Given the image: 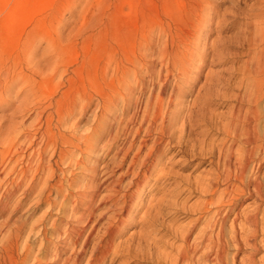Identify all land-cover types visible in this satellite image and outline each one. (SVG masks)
<instances>
[{
	"label": "bare ground",
	"instance_id": "bare-ground-1",
	"mask_svg": "<svg viewBox=\"0 0 264 264\" xmlns=\"http://www.w3.org/2000/svg\"><path fill=\"white\" fill-rule=\"evenodd\" d=\"M259 23L263 31L264 19ZM196 27L192 25L193 30L185 34L163 22L143 33L132 46H120V53L109 55L103 65L104 76L109 77L104 86L108 91L98 87L97 71L90 68L92 59L86 54L73 63L64 58L63 49L57 52L51 46L45 64H33L32 71L40 77L24 79L26 93L15 110L35 113L33 120L28 125L10 122L3 129L0 123V173L5 172L0 178V201L3 197L10 200L21 190L22 198L29 196L33 201L28 210L45 204L42 216L55 210L62 217L68 215L71 203L70 216L76 223L62 230L61 222L54 218L50 228L42 226L32 238L34 224L29 228L26 219L13 218L18 203L2 222L7 229L0 232V264H45L48 260L43 263L44 259H51L49 264H82L92 241L85 264H104L109 257L112 261L125 258L122 264H230L231 247L237 252L243 247L251 250L241 258V264H264V258L255 257L259 245H264V47L246 79L240 81L238 87L244 91L236 95L238 104L228 117L207 115L210 96L200 89L185 108L178 130L183 97L188 93L182 89L183 79L198 48H194ZM31 60L29 56V63ZM12 75L11 67L0 71V101L14 83ZM171 78L175 83L167 96ZM43 84L54 91L47 106L33 103ZM96 97L97 123L81 131L72 117ZM115 125V131L110 129ZM198 126L206 127L205 133H200L204 138L211 132L222 137L210 142L195 139L191 134ZM97 140L98 163H94L90 157ZM114 146L113 155L105 162L109 153L103 150L112 151ZM171 148H177L174 153L182 158H198L200 164L208 161L212 169L207 175L176 181L160 159ZM116 173L118 176L107 183ZM151 177L155 187L159 181L174 182L173 198L168 200L164 194L143 204L140 197L154 187H150ZM183 191L209 198L196 209L199 215L191 219L190 226L173 230L164 224L163 215L180 208L182 204L175 198ZM250 199L251 209L236 210L238 204ZM139 212L140 231L129 236L125 245L116 244V238ZM136 237L137 244L132 247L130 241ZM168 237L180 239V244H170ZM36 240L39 244L34 252ZM58 243L63 244L62 250ZM52 246L55 251L48 258ZM232 264H236L235 257Z\"/></svg>",
	"mask_w": 264,
	"mask_h": 264
},
{
	"label": "rangeland",
	"instance_id": "rangeland-1",
	"mask_svg": "<svg viewBox=\"0 0 264 264\" xmlns=\"http://www.w3.org/2000/svg\"><path fill=\"white\" fill-rule=\"evenodd\" d=\"M262 18L264 19V0H0V71L11 67L13 68L12 76L14 78L10 90L3 94L0 101L2 129L10 122H24L25 125H28L33 120L35 116L33 112H15L17 105L26 93V86L22 83L24 79L26 81L30 77L36 80L39 79L40 76L32 71L33 64L37 62L39 66H43L44 61L50 56L52 47L57 52L63 49L64 58L69 62L74 63L75 58L82 57L85 54L91 57L90 68L97 71L98 87L108 91L109 89L104 86L109 81V77H105L103 73L106 58L111 54L120 53V46H126L127 48L132 46V43L140 40L139 38L143 33H149L163 22L170 23L173 29L175 28L174 30L179 33L187 34L193 30L192 25L194 24L197 25L196 29L198 31L197 37L194 39V43H197L194 48H198L196 52L194 51L196 54L190 61L186 78L183 79L182 89L188 90V93L183 97L184 110L178 116L180 120L178 119L176 124L177 129L181 130L182 117L186 112L185 108L193 102V98L196 97L200 89L202 94L210 96L208 98L209 104L206 106L207 115L213 114L214 116L215 114L214 117L224 119L230 115L232 107L238 104L236 95L244 91L238 85L242 79H246L249 68L256 64L261 49L264 47V30L261 31V25L259 26V21ZM29 56L32 57L31 63L28 61ZM157 66V68H160L159 64ZM69 71H67V75L70 74ZM260 76L263 77V74ZM174 83L175 79L171 78L167 88V96L171 94ZM42 87L39 98L33 103L47 106L54 91L53 89L49 90L50 87L47 85L43 84ZM98 98L93 99L84 110L80 111L78 108L74 113L72 121L78 122L81 131L91 128L97 123L94 122V119L96 116L98 117V108H96ZM205 128L204 126L193 128L191 137L195 139L197 137L198 139L204 138ZM110 129L115 131L117 125ZM178 130L177 134H179ZM202 132L204 133L201 136ZM221 135L211 132L204 139L206 142H210L213 138L219 140L222 137ZM121 142H118L116 146ZM116 146L112 151H109L108 148V150H103L104 154L109 153L105 162L109 161ZM176 150L177 148L168 149L160 157L161 165L172 170L171 172L174 173L173 177L176 181L188 176L194 179V177L207 175V172L212 169L211 166L209 167L208 161L200 164L198 158H182L181 155L174 153ZM90 161L98 163V140L96 150L92 153ZM263 172L264 167L262 174ZM4 174L5 172H1L0 178ZM117 176L118 173L113 177H109V179L107 178V183ZM57 177L61 176L58 175ZM96 178L95 182L97 183L98 176ZM154 184L156 183L151 177L150 187ZM173 184L174 182L159 181L158 185L151 188L150 191L145 192L142 189L141 192L146 193L140 197L142 203L148 204L153 201L152 198L155 202L157 198L164 196L168 200L172 199L173 188H175V184ZM105 185L103 186L105 187ZM103 186L101 190L104 189ZM186 192L183 191L175 198L179 204H182L180 208L177 211L168 210L163 215L164 224L171 226L170 228L173 230L190 226L191 221L199 215L196 209L201 207L204 201L209 198L200 192H192L191 194L189 192L186 194ZM62 198L61 196L59 202ZM32 202L29 196L22 198L21 190L10 200L3 197L0 201V229L2 227L0 232L7 229L6 226H2V222L4 223V219L18 203L20 205L17 207L20 208L13 218L14 220L20 217L26 219L29 228L31 224H34L32 238H35L33 234L42 226L50 228L54 218H58V221L61 222L62 230L70 228L76 223L74 218L72 219L70 216L71 203L68 204L69 207L67 206L69 208L68 211L66 210L68 215L62 217L55 210H52L49 215L42 216L47 209L45 204L28 210ZM3 206L5 207L4 210H2ZM252 206V199L245 200L238 204L236 210L242 212L251 209ZM262 208H264V204ZM140 215L141 212L135 215L133 224L130 223L125 228L124 233L116 238V244L118 242L124 244L130 238L129 236L140 231V226L138 227ZM228 224H230V221H228ZM48 236L50 235L48 234ZM168 238L166 241H172L170 244L173 242L176 246L180 244V239ZM132 239L130 243L134 247L138 240L137 237ZM36 241L34 252L37 251L39 244V240ZM58 245L57 248L59 247L58 249L62 250L63 244L58 243ZM92 245L93 241L90 243L86 258ZM169 250L168 248L167 251ZM54 251L52 246L50 255L47 254L48 258H51L50 256ZM250 252L251 250L246 247H243L240 252L231 247L228 251L230 264L233 262V257H235L236 264H241V258ZM68 253L69 251L60 255L61 258L66 257ZM255 257L263 260V244L259 245V251L255 254ZM86 258L82 264H85ZM47 260L50 262L51 259H44L43 263ZM123 261H125L123 257L114 261L109 257L104 261V264H122ZM155 263L157 262L139 261L138 264Z\"/></svg>",
	"mask_w": 264,
	"mask_h": 264
}]
</instances>
